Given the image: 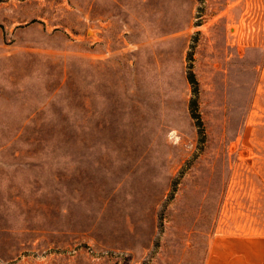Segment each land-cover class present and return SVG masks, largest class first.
Returning a JSON list of instances; mask_svg holds the SVG:
<instances>
[{"label":"rangeland","instance_id":"rangeland-1","mask_svg":"<svg viewBox=\"0 0 264 264\" xmlns=\"http://www.w3.org/2000/svg\"><path fill=\"white\" fill-rule=\"evenodd\" d=\"M229 240L264 264V0H0V264Z\"/></svg>","mask_w":264,"mask_h":264},{"label":"crops","instance_id":"crops-1","mask_svg":"<svg viewBox=\"0 0 264 264\" xmlns=\"http://www.w3.org/2000/svg\"><path fill=\"white\" fill-rule=\"evenodd\" d=\"M241 244L249 246L252 253L256 255V244L244 240ZM207 257V264H256V260H252L251 254L247 255L244 252H238L236 244L231 240L221 242L218 245L215 243L210 249Z\"/></svg>","mask_w":264,"mask_h":264},{"label":"trees","instance_id":"trees-1","mask_svg":"<svg viewBox=\"0 0 264 264\" xmlns=\"http://www.w3.org/2000/svg\"><path fill=\"white\" fill-rule=\"evenodd\" d=\"M189 80H190L192 83H194V82H195V81H194V76L191 75V76L189 77Z\"/></svg>","mask_w":264,"mask_h":264}]
</instances>
